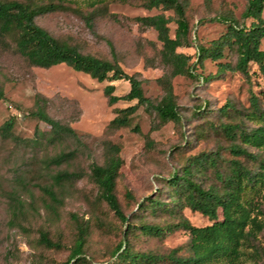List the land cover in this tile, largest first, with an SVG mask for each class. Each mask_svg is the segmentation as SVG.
Masks as SVG:
<instances>
[{"label":"rangeland","instance_id":"obj_1","mask_svg":"<svg viewBox=\"0 0 264 264\" xmlns=\"http://www.w3.org/2000/svg\"><path fill=\"white\" fill-rule=\"evenodd\" d=\"M37 1L58 3L62 7L37 16L36 24L76 46L81 53L115 60L125 73L138 75L146 97L153 103L160 100L163 89L157 79L167 71L159 60L161 43L153 28L139 26L134 18L163 13L170 17L169 35L174 37L176 23L171 10L147 9L141 0ZM244 6L245 0H211L209 4L205 0H187L191 46L179 47L177 51L192 56L195 45L209 46L226 31L225 23L209 19L229 13L241 20ZM88 17H91L89 24ZM260 48L264 50V39ZM234 60V52L224 49L222 59H205L196 68L195 76L184 74L171 79L179 113L177 122L160 124L153 110L140 106L131 115L129 126L113 128L109 122L116 110L135 101L120 100L109 105L104 87L111 84L114 94L124 95L129 90L127 81L98 82L63 63L49 68L30 66L14 52L9 38L0 37V85L4 91V98L0 100V126L15 117L11 136L0 135V264L65 261L74 242L77 223L88 226L83 254L86 260L73 264L116 261L112 251L122 239L124 224L99 199L98 188L89 176L93 163L105 162L110 145L118 146L122 160L115 192L129 222L160 226L178 222V212L170 207L140 212L136 204L159 190V199L171 206L172 195L166 180L172 172L180 173L194 156L203 152L217 150L221 157L220 169H226L227 160L232 158L228 151L231 141L222 134L220 124L242 120L243 127L253 126L242 116L249 108L250 93L260 98L264 108V80L256 64H249L248 77L239 72L219 71V63ZM36 93L51 100L47 107L49 115L70 126L76 137L50 141L49 126L29 115ZM225 104L229 108L222 111L220 108ZM135 126L139 131L132 129ZM247 149L257 152L255 148ZM60 151L73 154L60 166L46 167V160ZM238 159L249 168L255 167L243 157ZM59 170L77 172L80 177L55 187L57 201H51L37 186L51 185V176ZM192 175L203 187L219 184L213 168L197 166ZM126 192L133 199H128ZM257 198L253 196L254 200ZM258 199L264 210V198ZM182 214L195 226L212 223L184 206ZM218 218L221 219L220 210ZM40 231L62 247L52 249L41 245ZM127 240L130 249L138 253L166 256L176 249L177 255L189 254V234L180 228L154 237L134 227L128 232ZM259 242L264 246L263 233L259 235ZM157 264L174 263L165 259Z\"/></svg>","mask_w":264,"mask_h":264},{"label":"trees","instance_id":"obj_2","mask_svg":"<svg viewBox=\"0 0 264 264\" xmlns=\"http://www.w3.org/2000/svg\"><path fill=\"white\" fill-rule=\"evenodd\" d=\"M141 1L147 9L171 10L176 23L174 37H170L168 27L170 17L163 13L134 18L139 26L153 28L156 31L157 40L161 43L159 60L167 71L157 79L162 86L163 95L156 103L144 95L141 80L137 74L125 73L115 60L81 53L76 46L54 37L36 24L37 16L61 8L62 6L58 3L44 4L37 0H0V37L9 38L13 42L14 52L22 56L30 66L49 68L63 63L75 71L88 74L98 82L119 79L127 81L129 90L124 95L114 94V86L111 84L104 87V94L109 105L120 100L135 101L132 105L116 110V115L109 122V126L113 128L129 126L131 115L140 106L153 110L160 124L169 121L177 122L179 113L172 94L171 79L184 74L195 76L196 68L205 59L210 58L214 61L222 59L224 49L233 51L235 60L219 63V71L239 72L248 77V66L254 63L264 80V50L260 48L261 41L264 39L262 15L264 0H245L241 20L229 13H220L210 18V21L225 23L226 31L209 46L195 45L192 56L177 51L179 47L191 46L190 25L186 17L187 0ZM205 1L208 4L211 2V0ZM112 17L115 18L114 15ZM90 19L91 17L87 18L88 24ZM245 20H249V23L245 24ZM3 98L4 91L0 85V100ZM50 102V99L36 93L34 108L29 115L49 126L51 142L76 137L75 131L70 126L49 115L47 107ZM249 102V108L242 116L247 122L253 124L252 127H243L242 120L222 123L219 126L222 134L231 141L228 151L232 158L227 160L224 171L220 169L221 157L217 150L203 152L194 156L181 168L180 173L174 171L166 180L172 195L171 206L159 199V190L154 196H145L137 202L136 208L140 212L172 208L171 210L177 211L180 216L176 223L160 226L147 222L134 225L129 222L128 217L121 210L115 192L116 181L122 166L117 145L109 146L104 163L91 165L89 176L98 188L99 199L124 224L122 239L112 251L116 261L110 264H118L121 261L127 264H157L165 259L174 264H260L264 262V246L259 242V235L264 234V210L258 199L264 198V192L262 193L264 190V108L260 98L254 93H250ZM228 108L229 105L225 104L220 109L226 111ZM14 122L15 117L12 116L2 123L0 126L2 138L11 136ZM132 129L139 131L137 126ZM248 147L255 148L257 152L248 151ZM72 154L60 151L49 157L45 165L46 167L60 166L67 162ZM239 157L250 161L255 167H247L238 159ZM197 166L213 168L219 184L201 186L192 175L193 169ZM51 177L53 180L51 185L39 184L37 187L51 201H57L55 187L80 177V174L59 170ZM249 194L257 195L258 198L254 200ZM125 196L133 199L129 192H126ZM182 206L193 212H199L212 223L204 226L192 225L182 214ZM219 210L221 219L218 218ZM134 227L140 233L154 237H162L176 228L183 229L189 234L187 243L189 254L177 255L176 249L166 256L134 252L130 249L127 240L128 232ZM87 233L88 226L77 223L69 256L59 264H73L86 260L83 254ZM38 242L46 248L60 249L62 247L59 242L51 240L44 231L39 232Z\"/></svg>","mask_w":264,"mask_h":264}]
</instances>
